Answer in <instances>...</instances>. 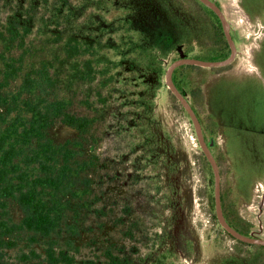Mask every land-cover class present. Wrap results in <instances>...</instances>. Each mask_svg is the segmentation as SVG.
<instances>
[{
	"label": "rangeland",
	"instance_id": "rangeland-1",
	"mask_svg": "<svg viewBox=\"0 0 264 264\" xmlns=\"http://www.w3.org/2000/svg\"><path fill=\"white\" fill-rule=\"evenodd\" d=\"M214 1L227 16L237 57L225 66L181 65L173 79L213 142L224 214L264 237V0ZM9 13L32 26L15 55L34 47L36 62L53 64L71 111L91 118L85 134L59 118L52 137L80 140L92 161L84 173L89 192L66 198L61 235L29 244L22 234L5 252L7 264L31 249L34 261L52 264L45 253L50 241L73 264H218L233 252H264L222 227L212 164L166 79L182 54L230 55L209 6L201 0H0L1 22ZM78 66L90 78L68 82ZM8 209L21 219L16 202Z\"/></svg>",
	"mask_w": 264,
	"mask_h": 264
},
{
	"label": "trees",
	"instance_id": "trees-1",
	"mask_svg": "<svg viewBox=\"0 0 264 264\" xmlns=\"http://www.w3.org/2000/svg\"><path fill=\"white\" fill-rule=\"evenodd\" d=\"M31 31L29 22L22 25L15 14L0 20V264H7L5 252L17 247L24 233L29 244L58 238L67 223L68 199L84 196L91 184L84 173L92 160L81 151L80 140L59 142L51 134L59 118L85 134L91 118L71 111L73 102L62 91L53 64L36 62L34 47L25 46V54L15 55ZM69 73L68 82L91 76L82 66ZM11 200L21 208L18 221L9 214ZM45 251L52 264L74 262L68 251L56 249L55 241ZM36 252L23 251L16 264H43L34 261Z\"/></svg>",
	"mask_w": 264,
	"mask_h": 264
},
{
	"label": "water",
	"instance_id": "water-1",
	"mask_svg": "<svg viewBox=\"0 0 264 264\" xmlns=\"http://www.w3.org/2000/svg\"><path fill=\"white\" fill-rule=\"evenodd\" d=\"M201 1L203 3H205L207 6H209L210 8H212L221 18V22H222L224 31L226 33V36L229 40V43L231 45V51L232 52H231L230 56H228L227 58H225L223 60H206V59H201V58H197V57H187L184 54H182V57L179 58L178 60H176L175 62H173L170 65V67L168 68L167 73H166L167 83H168V86L170 87V89L173 91V93L178 97V99L183 103L185 108L190 113V115L193 119V122L195 124L196 132L198 134L201 145H202L210 163L212 164L214 174H215L216 210H217V215H218L220 222L236 238H239L241 240L248 241V242H262V243H264V239H259V238H255L252 236L245 235V234L241 233L240 231H238L237 229H235L226 220V217H225V214L223 211L222 197H221V174H220L217 159L211 150V146L213 145V142L208 143L206 141V138H205L204 133H203L201 121H200L195 109L193 108V106L189 102L187 96L177 87V85L175 84L174 79H173V73H174L175 69L181 65L194 64V65H202V66H210V67L225 66V65L232 63L238 54V48H237L236 42L234 40V37L232 35L231 28L229 26V21L227 19L225 12L221 8V6H219L214 0H201Z\"/></svg>",
	"mask_w": 264,
	"mask_h": 264
},
{
	"label": "flooded vegetation",
	"instance_id": "flooded-vegetation-1",
	"mask_svg": "<svg viewBox=\"0 0 264 264\" xmlns=\"http://www.w3.org/2000/svg\"><path fill=\"white\" fill-rule=\"evenodd\" d=\"M216 2V1H215ZM217 3V2H216ZM218 4V3H217ZM219 5V4H218ZM220 6V5H219ZM222 8V7H221ZM212 9V8H211ZM223 9V8H222ZM213 10V9H212ZM213 12L215 13V15L218 17V20H220L221 22V18L219 17V15L213 10ZM222 24V22H221ZM223 26V25H222ZM224 29V28H223ZM225 32V31H224ZM232 32V31H231ZM226 35V33H225ZM233 35V33H232ZM227 37V36H226ZM234 37V36H233ZM228 39V38H227ZM235 40V38H234ZM229 41V40H228ZM231 46V45H230ZM232 52V51H231ZM231 54V53H230ZM230 56V55H229ZM237 57V56H236ZM226 220L229 222L230 225H232L235 229H237L238 231H240L241 233L248 235V236H252L255 238H259V239H264V237L260 234H253V233H247V231L241 227H237L235 226V224L233 222H230V220L227 218L226 214H225ZM222 227L223 224H222ZM224 229L226 231H228L225 227ZM229 234H231L228 231ZM232 235V234H231ZM233 236V235H232ZM236 238V237H235ZM238 239L239 243H244V244H248V245H257V246H264V243L262 242H248V241H244L241 240L239 238ZM218 261V260H215ZM218 264H264V252H233L232 256L229 258L223 257L220 261V263Z\"/></svg>",
	"mask_w": 264,
	"mask_h": 264
}]
</instances>
